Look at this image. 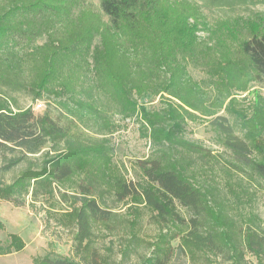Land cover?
Returning <instances> with one entry per match:
<instances>
[{
  "label": "trees",
  "instance_id": "trees-1",
  "mask_svg": "<svg viewBox=\"0 0 264 264\" xmlns=\"http://www.w3.org/2000/svg\"><path fill=\"white\" fill-rule=\"evenodd\" d=\"M205 2L225 14L212 21L197 0H0V199H55L49 212L72 230L74 256L34 264H127L143 246L139 264H264V94H247L264 86V12L251 8L264 0ZM16 91L53 99L57 115L18 107ZM144 95L160 106H141ZM116 115L137 117L151 144L142 181L114 163ZM190 121L224 151L189 137ZM109 195L137 216L119 259L98 246L118 217ZM142 208L150 239L137 230ZM25 247L12 232L0 255Z\"/></svg>",
  "mask_w": 264,
  "mask_h": 264
},
{
  "label": "rangeland",
  "instance_id": "rangeland-1",
  "mask_svg": "<svg viewBox=\"0 0 264 264\" xmlns=\"http://www.w3.org/2000/svg\"><path fill=\"white\" fill-rule=\"evenodd\" d=\"M199 1L204 11L208 14L210 20H215L225 14L222 8H215L209 6L205 0ZM95 8H100V0H89ZM254 11L264 12V3L252 5ZM232 15L241 13L248 15L249 10L231 11ZM99 42V38L96 39ZM191 73L196 78L203 77V73L197 69H190ZM264 94V86L253 83L250 92L247 93L249 97H253L256 92ZM21 108L31 107L35 114H44L51 111L53 116L57 115L56 103L53 99L43 98L35 99L32 95L25 91L12 92ZM160 96L144 95L138 98L141 106H146L148 109L158 108L160 106ZM39 102H43L44 107L39 108ZM116 122L121 125L113 136L112 141L115 144L114 163L117 164L126 178L130 181L139 182L143 180L141 171L137 165V161L146 158L152 150L149 140L142 136L139 119L128 118L122 119L120 115L115 116ZM188 136L204 142L208 147H211L214 152L224 151V148L217 145L213 141L214 133L205 122L190 121L188 126ZM4 162L2 161L1 164ZM0 164V165H1ZM24 163L15 167L10 172L5 174V179L11 181L15 175L24 167ZM209 168V167H208ZM47 196L40 197L31 206V195L27 198L30 205L15 206L10 201L0 199V220L5 224V229L0 231V241L7 243L9 241V233H19L26 241V247L21 252H12L6 255H0V264H34V258L43 256L48 251H54L61 254L74 256L72 230L71 228L58 225L56 217L53 213L49 212L52 203L55 199L46 200ZM106 201L112 204L114 210L118 212V217L115 220V230L113 234L105 239H98V246L105 249L106 246L111 245L114 248V257L120 258V250L124 247L122 238L130 233L129 220L135 219L137 216L134 214V209H128L122 203H116L114 198L109 195ZM255 207L264 221V191H260L255 201ZM58 207V206H57ZM62 207L68 206L64 203ZM55 210V209H53ZM143 214L139 219L137 230L143 239H150L155 231L156 226L149 221L148 212L142 208ZM102 232L100 231V234ZM113 242V243H112ZM178 240L174 244H178ZM147 248L145 246L137 249L136 253L132 254V259L127 264H139L141 254L145 253Z\"/></svg>",
  "mask_w": 264,
  "mask_h": 264
},
{
  "label": "built area",
  "instance_id": "built-area-1",
  "mask_svg": "<svg viewBox=\"0 0 264 264\" xmlns=\"http://www.w3.org/2000/svg\"><path fill=\"white\" fill-rule=\"evenodd\" d=\"M38 106H39V108H42V107H44V104H43V102H39Z\"/></svg>",
  "mask_w": 264,
  "mask_h": 264
}]
</instances>
